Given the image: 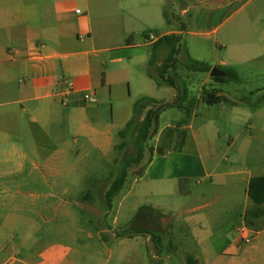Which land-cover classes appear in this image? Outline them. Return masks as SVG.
<instances>
[{"label": "crops", "instance_id": "obj_1", "mask_svg": "<svg viewBox=\"0 0 264 264\" xmlns=\"http://www.w3.org/2000/svg\"><path fill=\"white\" fill-rule=\"evenodd\" d=\"M138 4L145 5L146 0H0V100L5 102L3 106L13 107L0 113V144L13 139L8 127L16 129L24 117L35 132H40L55 147L48 156L47 168L51 159L65 154L79 143L77 139L73 145L71 143L69 134L72 127L88 135L92 143L100 134L96 125L105 121L112 108V88L96 61L100 54L121 49L108 47L119 39L112 31L117 15L128 12L135 22L147 16V9H138ZM166 11L187 17L196 30H189L183 22V30H179L178 23L170 30L165 29L161 18H164ZM150 19L161 32L145 33L144 44L138 45L134 44V32L130 28L126 31L127 50L143 45L153 47L162 37L176 35L181 37L189 56L209 65L211 71L214 67L223 72L230 69L226 68L225 62L217 65L214 59V64H208L195 56L190 41L200 40L203 46L213 41L220 51L229 52L235 59L264 58V0H157ZM95 21L99 23L98 28H95ZM121 29H124V25ZM150 36L155 38L154 42L148 41ZM38 45L45 48H37ZM193 45L197 50L199 44ZM167 53L162 50L161 60L166 59ZM129 60L133 61V58ZM210 73L190 74L194 79H201L203 85L208 84L206 90L217 91L219 97H227L232 82L215 83ZM142 81L145 82L144 77ZM187 83L195 98L190 81ZM167 88L171 91H166L163 98H156L152 94H143L142 97L173 101L177 93L173 88ZM234 95V104L245 100L241 97L238 101L236 97L239 95L235 90ZM91 98L95 102H91ZM57 102L67 111L62 124L56 123ZM215 107L223 109L225 102L208 106L204 99L202 102L196 100L193 117L187 125L179 128L186 134L181 151L174 150L179 139L178 134L171 131L183 120V113L178 111L179 119L160 129L152 161L146 168V177L155 180L162 196L175 199L186 196L187 202H192L185 212L191 216L185 220L183 227L192 233L200 248L199 256L195 257L198 264H264V226L262 230L254 231L244 221L246 211L251 206L248 189L251 179L255 177L252 170L226 169L219 172L220 153L214 138L208 134L207 124L195 128L201 113ZM229 140L228 148L231 149L234 140ZM190 145L193 152L186 155ZM159 147L164 150L162 155L157 153ZM10 148V157L26 158L15 144ZM84 148L87 151L89 146L84 145ZM80 154V149H77L76 155ZM194 155L199 162L198 169H194ZM208 160L216 163L215 169H208ZM34 167L36 169L24 181L31 179L35 171L42 170L38 169L37 163H34ZM18 168L8 172L0 170V208L5 207L11 193L7 179L13 180L16 195H23V183L15 179L17 174L24 171L20 162ZM194 176L199 177L196 178L197 191H193L189 185ZM227 177L233 180L224 181L219 187L221 191L214 192V178ZM206 179L211 184L203 187ZM242 183L245 184L244 189L240 187ZM184 184L185 190L182 187ZM86 204L79 202L83 210ZM62 213L63 222L66 223L62 226L63 232L69 234L70 223L76 218L70 209ZM108 216L105 212V222ZM166 220L159 207L151 209L140 217L143 227L135 230L160 234L153 228L166 227ZM90 227L93 230L86 233L88 244L84 248L73 249L53 244L40 254L36 264H148L147 248L152 246L150 236L117 237V232L126 231L130 223L121 226L115 216L104 228H98L93 222ZM248 238L252 239L251 244H245ZM6 246L8 243H3V249Z\"/></svg>", "mask_w": 264, "mask_h": 264}, {"label": "rangeland", "instance_id": "obj_2", "mask_svg": "<svg viewBox=\"0 0 264 264\" xmlns=\"http://www.w3.org/2000/svg\"><path fill=\"white\" fill-rule=\"evenodd\" d=\"M156 2L157 0H146L145 5L138 4V9L146 8L148 13L145 18H139V22H135L133 16L126 12L117 15V20L112 24V31L119 39L108 47L121 49L100 54L96 61L99 70L106 75L108 84L112 88V108L105 121L96 125L100 134L92 143L88 135L72 127L69 134L71 143L73 145L76 139L79 143L74 144L65 154L51 159L50 167L47 168L48 156L55 150L53 143L45 139L40 132H35L26 117L22 118L21 125L16 129L8 127L13 139L0 144V170L8 172L19 169V162L22 164L21 169L24 171L22 174H17L15 179L23 183V195H16L13 180H6L10 182L8 188L11 193L5 207L0 208V264H22V262L36 264L40 254L53 244L69 246L73 249L84 248L88 244L86 233L92 229L90 224L93 222L98 228H104L115 216L118 217L121 226L130 223L127 232L134 231L143 227L140 217L158 207L167 219L164 222L166 227L153 229L163 237L165 248L163 255L158 256L152 242L151 248H147L148 264H187L188 256L194 258L199 256L200 248L196 245L192 233L183 227L185 220L191 216L185 212L188 204L192 202L188 203L186 196L177 199L162 196L155 180L150 176L146 177L148 159L139 167L130 170L125 188L114 200L106 222L103 217L106 212L104 193L124 159L134 153L132 140L128 141V146L123 151L117 148L122 143V139L118 136L119 132L124 130L131 120L134 103L142 98L143 94L163 98L166 91H171L166 86L159 88L149 79L150 71L156 73L154 68L149 69L148 64L152 47L143 45L131 50L126 49V31L130 28L134 32V44L138 45L144 44L145 33L161 32L150 19V13ZM173 15L175 20L171 25L166 22L165 17L161 18L165 29L170 30L178 23L179 30H183L184 23L189 30H196L187 17L182 18L180 13ZM123 25L124 29H121ZM97 26L99 27V23L95 21V28H98ZM224 30L225 28L222 32ZM196 43L199 44L197 50L193 45ZM207 44L208 46H203L200 40H193L190 41V48L195 56L206 60L208 64H214V59L217 65L225 62L226 68L237 73L242 82H232L229 86L231 91L227 93V97L223 96L225 107L223 109L215 107L210 111L202 112L196 120L195 128L201 127L200 124H207L208 134L214 138L220 153L219 172L227 171L226 169H251L253 176H264V58L235 59L229 52L220 51L213 41ZM164 51L168 52V49ZM129 58H133V61ZM144 60L146 63H143ZM179 74L190 81L195 99L202 102L204 89L208 84L203 85L201 79H194L193 75L183 67L179 68ZM143 77L145 82L142 81ZM234 90L239 95L236 97L238 101L241 97L245 98L243 102L234 104ZM57 103L56 123L62 124L67 111H64L61 103ZM3 104L5 102L0 100V113L13 108ZM69 107L71 111L72 108ZM17 109L20 107L17 106ZM178 119L177 110L163 113L149 147H155L156 137L161 128ZM229 138L234 140L231 149L228 148ZM12 144L26 155L25 159L10 157ZM84 145L89 146L87 151ZM77 149H80V156L76 155ZM191 149L193 148L190 145L185 152L186 155L192 154ZM147 153L148 157L150 152ZM193 161L196 163L194 169H198V159ZM34 163H37L38 169L42 170L35 171L31 179L24 181L29 173L36 169ZM207 164L208 169H215L216 163L213 161L208 160ZM196 178L199 177L194 176L189 184L193 191H197ZM232 180L233 178L228 177L214 178L213 191H221L219 187L223 182ZM210 184L209 179L203 181V187ZM244 186L245 184L242 183L240 187L244 189ZM182 187L183 190L186 189L185 184ZM81 201L87 203L85 210L79 205ZM194 201L196 202L195 199ZM67 209H70L71 214L76 218V221L70 223L69 234L63 232L62 228L66 224L63 222L62 212ZM155 213L158 215V211ZM5 242L8 246L3 249Z\"/></svg>", "mask_w": 264, "mask_h": 264}, {"label": "trees", "instance_id": "obj_3", "mask_svg": "<svg viewBox=\"0 0 264 264\" xmlns=\"http://www.w3.org/2000/svg\"><path fill=\"white\" fill-rule=\"evenodd\" d=\"M164 17L166 22L171 25L175 17L170 12H165ZM179 21V19H177ZM183 29L185 25L183 24ZM163 49H168L166 59L161 60V52ZM162 64L159 66V63ZM183 67L189 73L209 74L211 67L205 63L195 61L186 50L185 44L181 37L172 35L165 36L159 39L152 47V56L149 62V69L154 68L155 74L149 72V77L158 86H167L173 88L177 96L173 101H157L150 97H142L133 105V115L127 123L126 128L119 132V137L122 143L118 145V149L123 151L128 146V141L132 140L134 145V153L124 159L119 167L116 175L110 182L108 189L104 193V204L109 215L113 207L114 200L124 190L128 181L131 169L142 165L146 159V164L152 161L155 149L149 147V142L154 136L160 116L169 110H177L183 113L184 119L175 125L172 133L178 134V141L174 150L181 151L185 142V132H181L179 128L189 123L193 117L196 106V99L190 92L187 81L179 74V68ZM226 77L211 78L215 83H241L242 80L237 73L224 70ZM205 104L215 106L224 101L223 97H219L217 91H209L205 89L204 97ZM150 155L147 157L148 153ZM157 153L162 155L163 148H158ZM88 196V195H87ZM248 197L251 206L246 211L244 221L245 225L254 231L262 230L264 226V176H258L251 179L248 189ZM148 235L155 245L158 256H162L165 248V241L160 234L152 233L147 230L123 231L117 232V237ZM187 264H198V261L192 257H187Z\"/></svg>", "mask_w": 264, "mask_h": 264}, {"label": "water", "instance_id": "obj_4", "mask_svg": "<svg viewBox=\"0 0 264 264\" xmlns=\"http://www.w3.org/2000/svg\"><path fill=\"white\" fill-rule=\"evenodd\" d=\"M227 74L223 72L221 69L218 67H214L210 73L211 78H219V77H226Z\"/></svg>", "mask_w": 264, "mask_h": 264}, {"label": "built area", "instance_id": "obj_5", "mask_svg": "<svg viewBox=\"0 0 264 264\" xmlns=\"http://www.w3.org/2000/svg\"><path fill=\"white\" fill-rule=\"evenodd\" d=\"M149 42H154L155 41V38L153 36H150L149 39H148ZM37 48H40V49H44L45 46L44 45H38ZM91 102H95V99L94 98H91L89 99ZM67 102V101H66ZM65 102V105L67 106ZM252 243V239L248 238L245 240V244H251Z\"/></svg>", "mask_w": 264, "mask_h": 264}]
</instances>
